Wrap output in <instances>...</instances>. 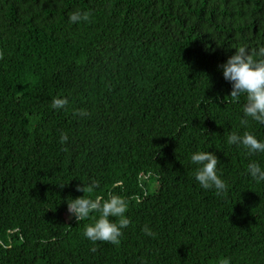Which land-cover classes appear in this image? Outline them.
<instances>
[{
    "label": "trees",
    "instance_id": "obj_1",
    "mask_svg": "<svg viewBox=\"0 0 264 264\" xmlns=\"http://www.w3.org/2000/svg\"><path fill=\"white\" fill-rule=\"evenodd\" d=\"M239 47L264 59V0H0V264H264V183L247 173L264 153L227 143L264 140L220 67ZM197 151L226 195L195 180ZM110 194L130 224L93 243L100 213L78 222L67 201Z\"/></svg>",
    "mask_w": 264,
    "mask_h": 264
},
{
    "label": "clouds",
    "instance_id": "obj_2",
    "mask_svg": "<svg viewBox=\"0 0 264 264\" xmlns=\"http://www.w3.org/2000/svg\"><path fill=\"white\" fill-rule=\"evenodd\" d=\"M90 14L76 11L69 17L73 24L81 21H88ZM223 77L232 85L231 97L239 100L243 95L246 103L243 106V117H250L259 124L264 125V59L253 58L246 47H239L235 54L231 55L226 63L221 66ZM68 104L66 98H58L53 101V108L63 109ZM86 113L81 112L80 115ZM242 124H247V119H242ZM67 133H61L60 142L66 144ZM229 145L242 146L249 154L264 153V140L258 139L252 132H245L243 136L238 133H231L227 138ZM191 163L197 166L195 180L205 190H214L217 196L226 195L228 184L221 178L218 170L220 160L217 155L210 151H197L191 155ZM247 173L257 183H264V166L259 162H251L247 166ZM99 187V181H93L83 187L78 186L77 191L92 193ZM68 212L80 222L89 218L93 213H100L98 219L93 223L86 224L84 236L92 241L107 242L112 245H119L123 230L126 229L130 220L126 217L128 202L119 195L110 194L108 199L97 196L96 199L80 198L71 199L68 202ZM119 218L118 222L111 218ZM146 236L152 237L154 233L147 225L142 229ZM223 264H230L225 258Z\"/></svg>",
    "mask_w": 264,
    "mask_h": 264
},
{
    "label": "rangeland",
    "instance_id": "obj_3",
    "mask_svg": "<svg viewBox=\"0 0 264 264\" xmlns=\"http://www.w3.org/2000/svg\"><path fill=\"white\" fill-rule=\"evenodd\" d=\"M69 218L71 217V215L68 216Z\"/></svg>",
    "mask_w": 264,
    "mask_h": 264
}]
</instances>
